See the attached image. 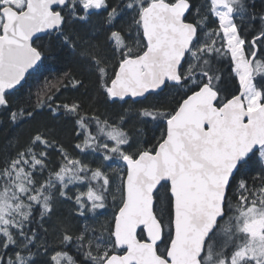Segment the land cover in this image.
<instances>
[{"label":"snow or ice","instance_id":"6c2138e0","mask_svg":"<svg viewBox=\"0 0 264 264\" xmlns=\"http://www.w3.org/2000/svg\"><path fill=\"white\" fill-rule=\"evenodd\" d=\"M0 128V264H264V0H0Z\"/></svg>","mask_w":264,"mask_h":264},{"label":"trees","instance_id":"16d2710c","mask_svg":"<svg viewBox=\"0 0 264 264\" xmlns=\"http://www.w3.org/2000/svg\"><path fill=\"white\" fill-rule=\"evenodd\" d=\"M8 133L6 132V130L4 128H0V144H3L4 141H5V136L7 135ZM67 210H68V206L67 205H63V206H60V211L63 212V213H67Z\"/></svg>","mask_w":264,"mask_h":264},{"label":"flooded vegetation","instance_id":"af4514ba","mask_svg":"<svg viewBox=\"0 0 264 264\" xmlns=\"http://www.w3.org/2000/svg\"><path fill=\"white\" fill-rule=\"evenodd\" d=\"M255 2L257 3L258 6L261 4V0H255Z\"/></svg>","mask_w":264,"mask_h":264}]
</instances>
